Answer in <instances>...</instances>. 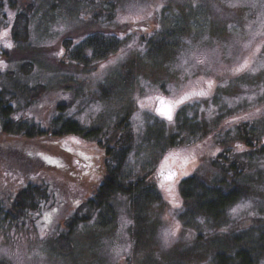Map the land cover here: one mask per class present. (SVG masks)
Wrapping results in <instances>:
<instances>
[{"label":"rangeland","instance_id":"374dc122","mask_svg":"<svg viewBox=\"0 0 264 264\" xmlns=\"http://www.w3.org/2000/svg\"><path fill=\"white\" fill-rule=\"evenodd\" d=\"M92 1L18 0L20 15L0 7V45L11 59L0 62V85L46 126L65 101L66 116L103 129L97 139L71 135L33 142L0 132V147L8 141L21 148L31 144L61 165H74L76 177L55 178L65 204L49 226L44 223L50 213L41 206L22 227H0V264H217L213 244L219 236L225 250L234 236L264 229V154L246 146L248 139L264 150V0H108L115 1L113 22L106 21V10L92 20V8L101 12L106 5ZM54 2L58 9H52ZM105 31L99 48L88 47L90 36ZM80 50L83 67L66 62ZM23 52L40 55V61H20ZM186 93L197 97L179 107L175 123L154 114L156 96L177 101ZM106 139L128 152L117 170L121 179L144 184L136 197L116 193L91 212L87 202L105 168L98 140ZM227 148L242 168L234 179L245 197L215 222L183 197L181 181L193 176L213 186L220 177L232 184L219 158ZM5 152L0 166L16 164ZM172 154L189 162L170 163ZM74 157L89 167L75 166ZM168 167L177 169L178 180L161 174ZM77 212L92 217L72 228L69 217ZM254 254L264 264V252Z\"/></svg>","mask_w":264,"mask_h":264},{"label":"trees","instance_id":"16d2710c","mask_svg":"<svg viewBox=\"0 0 264 264\" xmlns=\"http://www.w3.org/2000/svg\"><path fill=\"white\" fill-rule=\"evenodd\" d=\"M58 1H62V3L67 4L74 2V0ZM77 1L89 4L90 6L93 2L92 0ZM94 2L96 3L97 0ZM104 2H106V5L101 8V12L91 7L92 12L93 10L96 12L95 16L93 14L91 15L93 21L97 20L102 11L106 10L108 13V15L105 14L106 21L113 22L115 15V1L109 2L108 0H105ZM33 5L34 4H32V6ZM108 5L110 7L109 10L106 8ZM5 6L16 10L18 15L21 14L18 0H0V7L2 8ZM56 7L58 9L59 3L54 2L52 9H55ZM109 29L110 31H113L115 28L111 27ZM105 33L106 31L103 34L90 36L88 38L90 40L88 47L93 49L92 46L95 45L99 48L98 46L100 45V41L98 39H100V37ZM22 45L25 44L18 43L16 45L17 49L24 51L22 50L24 49ZM7 50L9 49L0 45V59H2L0 62H5L6 60L11 61V59L6 58L8 55ZM81 51L82 50L78 51L77 58L73 59L68 57V61L66 62H71V64L76 67H83L82 63L78 60V57L81 56ZM104 51L105 54L108 53L107 49H104ZM23 53L24 55L20 61H40V55L31 56L26 52ZM1 65L2 63H0V66ZM66 72L67 74H71L67 70ZM12 73L14 74L13 71ZM185 96H190L189 98L196 97L194 94L186 93L181 96V98ZM14 99L15 97L11 95L8 88L5 85H0V132L7 137H12L14 139L23 138L25 141L29 142L37 140L40 141L43 137L54 140L63 136L71 135H81L84 138L92 139L102 138V128L96 126L83 127L74 118V116L68 117L66 116L67 114L63 113L70 106V103L68 102L66 103L64 101L56 105L54 110L55 112L51 116L50 124L46 126L42 121H40L39 117L33 115V111L31 109L22 110L19 107L18 102ZM246 126H248L247 123ZM229 132L230 137L235 135L234 130L231 129ZM98 142L105 148V168L103 170L101 169L98 173L104 174L103 180L97 186L93 197H91L87 202V205L91 208V212H98L106 202L114 197L116 193L136 197V195L143 188L144 184L143 180L126 183L121 179L117 170L119 169L123 158L127 156V151L118 152L116 147L109 146V139H106L105 142H103V140H98ZM246 146L252 147L255 149L254 151L258 150L256 154H264L263 149H257L256 142H250L247 139ZM21 147L20 144L10 143V141L6 142L5 146L0 147V158L5 155V151H7L10 156L12 155L15 157V160H13L16 163L14 164L12 162L10 164H5L2 162L0 166V227H22V225L26 223L24 220L33 219L34 216L32 215V212L38 210L41 206L46 210V212L50 213L49 218L46 220V223H44L49 226L57 215V212L63 208L65 204V202L61 203L62 189L58 186L59 182L57 183L56 179L59 181L64 179L65 176L70 179L76 178L71 173L73 172L71 167H74V165L70 166L66 163L61 165L60 160L57 159L56 156L53 154H45V152L39 151L37 147H34L31 144L24 148ZM22 149H24V152ZM222 151L219 156V158L223 159L222 162L224 163H222V171L232 177V184L230 182L228 184H224L223 179H219L220 177L214 179L215 181H213V186H209L205 181L194 178L193 176L181 181V194L183 197L185 199L192 200L194 202V206H197V210L199 212L203 213L215 222L223 220L227 215L228 207L237 203L239 199H243V197H245V189L235 186L236 180L234 177L237 178L239 173L242 171V168L239 167L235 160L234 151L231 148H227L223 152ZM62 152L65 155H71L65 150ZM54 154H56V152H54ZM77 161L79 162V165H77ZM72 162L78 167H89L83 160L76 159L75 157ZM115 163L116 167L114 166ZM44 171L47 172L43 177H38L37 179L27 178V174H36V172L40 174ZM58 172L61 173L59 178L57 176ZM12 174L14 175L13 177L11 176ZM161 174L166 173L161 170ZM166 175H164V177H166ZM8 179H11L12 181ZM90 217H92V215L88 216V214H79L77 212L69 217V225L72 228H75L79 220L89 219ZM248 230L249 234L247 236H234V238L229 241L230 244L226 246L227 248H225V250H222L224 245L222 237L219 238L220 236L218 235L219 239L217 238V241H214L215 244H213V246H216V249H218L216 253L217 264H258L260 257L254 253L257 251L264 252V229L255 231L253 228H250ZM252 237H255L254 239L256 241ZM218 241L219 244H217ZM257 243L260 246V250L254 249L256 247L255 244Z\"/></svg>","mask_w":264,"mask_h":264},{"label":"flooded vegetation","instance_id":"af4514ba","mask_svg":"<svg viewBox=\"0 0 264 264\" xmlns=\"http://www.w3.org/2000/svg\"><path fill=\"white\" fill-rule=\"evenodd\" d=\"M206 93V91L204 90V91H199V95L198 96H203V95H200V93ZM194 96H196L197 97V95H194ZM190 97V96H189ZM187 98V99H184L183 100V102L182 103H179V104H176L175 102L176 101H169V100H167V98H165V97H162V96H156L154 99H153V112H154V114H156V115H159V116H161V117H163L165 120H169L168 118H167V116H165V115H163V114H160L159 112H158V110L159 109H163V110H166V106H167V104H165V103H163V102H160L162 99H165L168 103H169V105H175L174 107H173V112H172V119L171 120H169V121H173V123H175V121H176V116H177V113H178V109H180L179 107H182L188 100H190L191 98ZM183 98V97H182ZM179 100H181V97L179 98ZM178 101V100H177ZM196 156L197 155H194L193 156V158L192 159H194V158H196ZM170 157H171V162L170 163H174L175 165H177V166H180V167H182V166H184V165H186L189 161H185V159L184 158H182V161L181 160H179V156L178 155H174V154H172V155H170ZM181 161V163H179ZM191 161V160H190ZM162 171L164 172V171H166V172H168V174L169 173H175V175L172 177V179H170L171 181H176V180H178V173L176 172L177 171V169H175V168H170V167H168V168H165V169H162ZM168 176V175H167ZM178 176V177H177ZM165 179H167V177L165 178Z\"/></svg>","mask_w":264,"mask_h":264},{"label":"snow or ice","instance_id":"6c2138e0","mask_svg":"<svg viewBox=\"0 0 264 264\" xmlns=\"http://www.w3.org/2000/svg\"><path fill=\"white\" fill-rule=\"evenodd\" d=\"M5 34H7L6 32H5ZM7 47H12V45H7ZM211 85V82H209V86ZM205 93H200V95H204ZM188 97L187 96H185V97H183V98H181V100H178V101H176L175 103L176 104H179V103H182L183 102V100L184 99H187ZM175 105H170V107H169V110L166 112V113H162V114H166L167 115V118L169 119V120H171L172 119V116H171V107H174ZM237 147H240V146H237ZM167 159V158H166ZM175 175V173H169L168 174V176H167V179H172V177Z\"/></svg>","mask_w":264,"mask_h":264},{"label":"water","instance_id":"95a60500","mask_svg":"<svg viewBox=\"0 0 264 264\" xmlns=\"http://www.w3.org/2000/svg\"><path fill=\"white\" fill-rule=\"evenodd\" d=\"M160 102H163V103L167 104V106H166V110L159 109L158 112H159L160 114H162V113H166V112L169 110V107H170L169 103H168L165 99H162ZM172 109H173V107H171V116H172V112H173ZM163 115L167 116L166 114H163Z\"/></svg>","mask_w":264,"mask_h":264}]
</instances>
